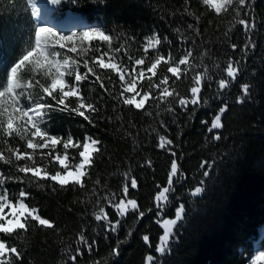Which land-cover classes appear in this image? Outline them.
Here are the masks:
<instances>
[{
  "label": "snow or ice",
  "instance_id": "obj_1",
  "mask_svg": "<svg viewBox=\"0 0 264 264\" xmlns=\"http://www.w3.org/2000/svg\"><path fill=\"white\" fill-rule=\"evenodd\" d=\"M48 2L55 10L66 0ZM67 2L75 6L79 0ZM28 3L34 9L32 14L37 17L31 43L10 64L4 79L0 81V164L8 166L7 170L0 169V264H22L25 253L17 242L34 228L50 229L59 234L55 220L42 215L41 209L32 202L34 197L30 189L33 187L50 189L52 195L66 190H87L91 197H95L94 200L88 197L78 201L86 208L92 207L90 215L96 226L90 227L85 221L74 244L68 243L63 247V264H80L78 257L82 260L85 251L91 256L94 249L98 250L97 237L103 236L104 240H108L109 234L117 237L109 256L119 257L121 244L134 231L128 228L125 240L119 239L126 219L133 215L139 223L153 208H142L133 196V190L139 191L141 185L130 169L121 173L123 181L118 192L108 191L106 185L102 186L100 178H96L90 187L97 158L103 157V140L87 130L80 136L70 130L66 134H54L50 124L51 115L60 112L82 118L85 122L80 124L82 129H95L100 122L107 120L111 123L115 120L118 122L114 125L116 131L124 130L123 138L132 139L135 152L140 148V143L125 125L118 110H138L152 117L151 109L154 106L157 109L155 116L161 117L159 126L167 133L169 123L175 124L178 129L181 127L179 117L182 113L187 114L189 119L194 118L196 109L208 103L202 93L212 90L214 83V99L224 102L210 126L208 120H201L200 123L207 126L212 141H220L222 137L218 130L224 127L222 117L229 110L224 94L246 71L248 54L256 48L253 34L258 30V22L251 12L255 0H198L200 7L208 13L214 16L232 13L239 17L237 23L243 26V45L230 44L232 52L239 48L242 55L239 58L230 57L222 69L216 63L214 67L222 72L220 76L210 74L203 63L210 50H197V40L190 41L186 35V32H192L199 37L201 33L199 24L204 13L192 10L193 0H182L180 7L169 14L170 18L176 15L190 17L193 22L173 27L169 18L161 16L175 39L156 29L150 34L138 36L131 32H117L116 27L108 29L103 25L78 23L67 28L60 24L49 25L39 19L40 11L36 9L35 0H28ZM224 35L229 37L228 32ZM73 53L75 56L70 55ZM161 66L163 71L160 70ZM182 79H190L187 95H182L175 87ZM86 84L90 87L85 90ZM97 87L100 92L93 97L92 92ZM253 87L250 82L241 83L240 95L235 102L243 104L250 100ZM108 100L113 101L111 108L117 113L115 118L106 114ZM171 101H175V107ZM162 104L166 106L164 113L170 117L168 121L159 111ZM176 107L180 112L176 111ZM129 125L132 129L136 127L130 121ZM152 133H157V129H151L148 135ZM158 140L156 147L171 157L166 184H156L157 190L152 197L156 222L163 227L155 252L163 257L171 253L170 245L178 242L179 237L174 229L183 219L185 205L179 204L175 218H164L165 209L172 202L170 197L176 193V185L187 180V176L178 163L174 140L166 135H158ZM214 163L201 161L199 169L205 179L209 177ZM145 164L151 167L152 161L147 160ZM145 164L139 166L143 168ZM13 184L21 187L13 190L10 187ZM101 187L104 188L102 194L98 191ZM203 191L204 180H201L200 186H196L190 195L196 197ZM142 240L152 247L149 235H143ZM93 264H102V261L96 259ZM145 264H163V261L148 254ZM251 264H264V251H258Z\"/></svg>",
  "mask_w": 264,
  "mask_h": 264
},
{
  "label": "trees",
  "instance_id": "obj_2",
  "mask_svg": "<svg viewBox=\"0 0 264 264\" xmlns=\"http://www.w3.org/2000/svg\"><path fill=\"white\" fill-rule=\"evenodd\" d=\"M181 2L182 0H79L78 5L74 6L66 0L59 9L52 12V17L59 21L69 12L81 17L87 24L99 23L108 29L116 27L117 32L144 36L156 29L175 39L161 16L169 18L173 27L193 22L190 17L181 15L170 18L169 14L175 12ZM61 8H64L62 12ZM192 10L204 13L199 24L201 33L199 37L192 32H186V35L190 41L197 40V50H210L209 55L203 58V63L207 65L210 74L220 76L222 72L214 67L216 63L222 69L230 57L239 58L242 55L239 48L235 53L232 52L230 44L234 42L243 45V26L237 23L239 17L232 13L221 16L208 13L200 7L198 0H193ZM251 12L258 22V30L253 34L256 48L248 54L246 71L231 90L224 94L229 110L222 117L224 127L218 130L222 137L220 141H212L211 134L207 133V126L200 123L201 120H208L210 126L212 118L224 102L214 99V83L212 90L202 93L203 99L208 103L196 109L194 118L189 119L187 114L182 113L179 117L181 127L178 129L175 124L169 123L167 133L159 126L161 117L155 116L157 109L154 106L151 109L152 117L138 110H118L125 125L140 143V148L135 152L132 139L123 138L124 130L116 131L114 125L118 122L115 120L111 123L107 120L100 122L95 129H82L80 124L85 123L82 118L60 112L51 115L50 124L54 134H66L70 130L74 135L80 136L87 130L103 140V157L97 158L92 172L93 180L89 181L90 187L96 178H100L102 186L106 185L108 191L118 192L123 181L121 173L130 169L141 185L139 191L133 190V196L142 208H153L139 223L133 215L126 219L119 232V239L125 240L128 228L131 227L134 231L121 244L119 257L109 256L111 247L117 240L116 236L109 234L108 240H104L103 236L97 237L98 250L94 249L91 256L85 251L82 260L78 257L80 264H93L96 259L101 260L102 264H145L148 254L156 256L163 264H250L255 240L258 239L264 247V236L260 237L259 233L264 228V0H255ZM34 28L35 20L28 0H0V81L4 79L10 64L29 47ZM225 32L229 33L230 39L224 35ZM199 62L197 57V63ZM160 70L163 71V66ZM81 71L84 69L81 68ZM246 82L254 85L253 96L245 103L238 104L235 100L240 95L239 85ZM189 86L190 79H182L175 85L182 95H187ZM87 87L90 85L86 84L85 90ZM99 92L97 87L92 96L95 97ZM171 102L175 107V101ZM112 103L113 101L108 100L106 114L115 118L117 113L112 111ZM165 107L162 104L159 111L168 121L170 117L163 111ZM176 111L180 112V109L176 107ZM129 121L135 124V129L131 128ZM153 128L157 129V133L148 135ZM158 135H166L174 140L178 163L187 176V180L176 185V193L170 197L172 202L165 209L164 218H175V210L179 204L185 205L183 219L178 221L177 228L174 229L179 237L178 242L171 244V253L163 257L155 252L163 227L156 222L152 197L157 190L156 184H166L171 157L156 147L159 143ZM147 160L152 161L151 167L145 164ZM202 160L209 163L215 161L206 179L199 169ZM140 164H145V167L141 168ZM7 167L0 164V169L7 170ZM201 180H204L203 193L192 197L191 191L200 186ZM10 187L18 190L21 185L13 184ZM30 190L34 197L32 202L41 209L42 215L55 220L60 231L57 234L50 229L34 228L21 237L17 244L25 253L22 264H63V247L68 243L74 244L85 221L90 227L96 226L90 215L92 207L86 208L78 202L91 197V193L87 190H66L52 195L47 188L39 190L33 187ZM98 191L102 194L104 188L101 187ZM143 235H149L152 247L144 243Z\"/></svg>",
  "mask_w": 264,
  "mask_h": 264
},
{
  "label": "rangeland",
  "instance_id": "obj_3",
  "mask_svg": "<svg viewBox=\"0 0 264 264\" xmlns=\"http://www.w3.org/2000/svg\"><path fill=\"white\" fill-rule=\"evenodd\" d=\"M35 5H36L37 9L41 12V14H43L42 16L39 17V19H41L44 22H47L49 25H52L53 23H51V21H48L46 19V17L44 16V13L47 15L49 13V11H51V9H52V5L48 2V0H35ZM72 17H73L72 14H67L66 16H64V18L61 19V24L60 25H62L63 27L67 28V27H73V25L78 24V23H83L82 20L73 19ZM93 25H100V24L99 23H95ZM73 30H75V29H73ZM62 51H66V49L62 50ZM70 55L75 56L74 53L70 54ZM259 233H260V236L264 235V230L261 231V229H260ZM258 251H264V247L263 246H259V245H255L253 256L250 259V264H251L252 259L258 253Z\"/></svg>",
  "mask_w": 264,
  "mask_h": 264
}]
</instances>
